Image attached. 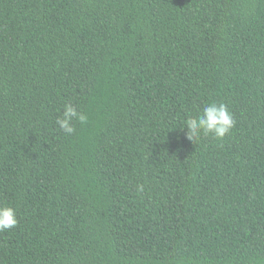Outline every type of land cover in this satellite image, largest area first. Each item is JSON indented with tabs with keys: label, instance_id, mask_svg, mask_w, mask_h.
Listing matches in <instances>:
<instances>
[{
	"label": "trees",
	"instance_id": "16d2710c",
	"mask_svg": "<svg viewBox=\"0 0 264 264\" xmlns=\"http://www.w3.org/2000/svg\"><path fill=\"white\" fill-rule=\"evenodd\" d=\"M0 203V264H264V0H0Z\"/></svg>",
	"mask_w": 264,
	"mask_h": 264
},
{
	"label": "clouds",
	"instance_id": "9594fccd",
	"mask_svg": "<svg viewBox=\"0 0 264 264\" xmlns=\"http://www.w3.org/2000/svg\"><path fill=\"white\" fill-rule=\"evenodd\" d=\"M87 120L86 114L77 111L71 104H65L62 115L57 118L56 124L66 134H72L75 132L74 121L83 125ZM235 123L228 106L213 101L208 103L198 115L188 118L183 128L187 130L185 133L187 140L193 143L201 135H211L216 140H223L234 128ZM138 188L143 190L142 185ZM17 224L16 209L9 204L0 203V232L11 230Z\"/></svg>",
	"mask_w": 264,
	"mask_h": 264
}]
</instances>
